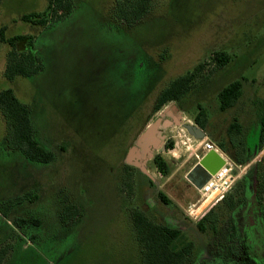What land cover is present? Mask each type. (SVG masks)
Segmentation results:
<instances>
[{
	"label": "rangeland",
	"instance_id": "1",
	"mask_svg": "<svg viewBox=\"0 0 264 264\" xmlns=\"http://www.w3.org/2000/svg\"><path fill=\"white\" fill-rule=\"evenodd\" d=\"M120 1L71 0L68 16L37 27L20 17L43 12L47 0H1L0 29L6 38L31 35L41 70L8 81L9 47L0 43V92L10 89L29 108L34 140L53 154L51 162L39 163L12 149L0 115L1 264H141L132 221L137 209L160 225L162 217L176 214L193 226L184 210L203 197L186 175L202 149L182 126L164 133L173 154L154 153L168 166L165 177L152 160L147 169L153 180L125 168L137 135L171 103L182 111V124L196 125L202 110L204 139L224 145L235 181L222 197L248 171V164L236 163L227 128L238 124L245 142L264 114V0H151L147 13L131 24L115 14ZM215 52L229 62L213 71L209 59ZM203 63L191 91L155 113L160 91ZM234 81L241 97L221 111L218 93ZM261 158L264 148L256 160ZM211 200L203 207L212 208V225L221 230L231 214L222 200ZM20 220L32 222L20 226ZM212 227L204 225L203 236L189 230L180 237L200 253L217 237Z\"/></svg>",
	"mask_w": 264,
	"mask_h": 264
},
{
	"label": "trees",
	"instance_id": "2",
	"mask_svg": "<svg viewBox=\"0 0 264 264\" xmlns=\"http://www.w3.org/2000/svg\"><path fill=\"white\" fill-rule=\"evenodd\" d=\"M150 1L121 0L120 5L118 4V11L115 14L119 20H124L128 24L134 23L147 13ZM71 7V0H47V5L43 12L22 15L20 20L32 26L45 27L50 22H55L68 16L71 12ZM3 31L4 28H1L0 43L9 47L6 55L4 77L8 81H12L16 77H29L38 73L41 70V66L39 59L32 51L33 37L31 35H16L6 38ZM209 61L214 67L213 71H216L225 67L229 62V58L223 52H215L211 55ZM205 66V63L196 65L191 71L172 80L162 89L155 100L154 112L160 111L168 103L180 102L191 91L196 78ZM240 97V82L234 81L228 84L218 93L219 109L225 111L232 108ZM0 115L6 125V141L12 149L19 151L30 161L48 163L53 160V154L41 148L33 138L29 108L23 105L10 89L0 92ZM194 122L201 129L205 128L206 116L202 110H199ZM259 123L258 148L262 149L264 147V116L261 117ZM240 133V126L234 122L227 128L228 141L238 153L246 145V143H242L238 139ZM217 146L226 154L227 151L224 149L223 144L218 143ZM172 147L173 144L171 142L166 144V149H171ZM236 163L242 164L237 159ZM152 164L160 176L165 177L168 174V166L159 155L153 157ZM125 168L136 170L130 166ZM158 196L163 204H168V200L161 192H159ZM69 208H73L76 212L74 207L71 206ZM207 216L208 214L202 218V221ZM132 221L140 247L141 264H184L185 256L191 250V244L181 239L179 231L156 224L139 209L133 210ZM31 222L20 220L19 225L23 226ZM3 258L4 253L1 250L0 264Z\"/></svg>",
	"mask_w": 264,
	"mask_h": 264
},
{
	"label": "flooded vegetation",
	"instance_id": "3",
	"mask_svg": "<svg viewBox=\"0 0 264 264\" xmlns=\"http://www.w3.org/2000/svg\"><path fill=\"white\" fill-rule=\"evenodd\" d=\"M262 116L264 114L259 117L257 127L254 128L255 133L252 131L249 139L244 142L246 145L245 148L243 146V151L238 153L235 150L236 155L238 154L236 159L242 164L249 165L241 185L230 195L215 200V203L222 200L221 204L227 213L231 214L222 220L221 230L212 225L216 221L210 216L212 208L208 211V208H205L198 217L191 219L196 221L193 226L186 224L185 216H178L172 212L170 214L173 217L167 219L162 217L164 224L162 226L179 232L192 230L200 236L205 233L204 225L213 226L211 236L217 237H214L213 241L205 242L200 253L190 241L185 240L191 244V250L186 254L184 264H264V158L256 160L264 148H258L259 122ZM206 214L208 216L202 221Z\"/></svg>",
	"mask_w": 264,
	"mask_h": 264
},
{
	"label": "water",
	"instance_id": "4",
	"mask_svg": "<svg viewBox=\"0 0 264 264\" xmlns=\"http://www.w3.org/2000/svg\"><path fill=\"white\" fill-rule=\"evenodd\" d=\"M182 111L171 103L166 106L159 116L137 136L133 144L125 153V165L135 168L139 172L153 180L149 174L147 164L154 157V153L160 151L167 152L165 147L166 130L182 126L187 134L195 140L201 141L205 138V133L196 125L182 124ZM177 144H174V148ZM225 164L224 160L215 152L210 151L203 154L197 164L187 173L186 179L196 189L200 190Z\"/></svg>",
	"mask_w": 264,
	"mask_h": 264
},
{
	"label": "built area",
	"instance_id": "5",
	"mask_svg": "<svg viewBox=\"0 0 264 264\" xmlns=\"http://www.w3.org/2000/svg\"><path fill=\"white\" fill-rule=\"evenodd\" d=\"M167 140L165 141V143ZM201 149L202 154L200 156L195 155L200 158L203 154L215 151L225 162L223 167L219 169V171L211 177V179L200 189L198 190L203 197V200L197 205H193L192 207H188L185 211V215L190 219H195L198 217L205 209L203 205L211 198L212 200L208 203H212L215 199L222 197L227 191L230 189L231 185L234 183L235 178L232 175V161L228 158L226 154L221 152L218 147L209 140L204 139L201 141ZM169 154H173L168 152ZM217 193V194H215Z\"/></svg>",
	"mask_w": 264,
	"mask_h": 264
},
{
	"label": "crops",
	"instance_id": "6",
	"mask_svg": "<svg viewBox=\"0 0 264 264\" xmlns=\"http://www.w3.org/2000/svg\"><path fill=\"white\" fill-rule=\"evenodd\" d=\"M146 126H147V125H146ZM146 126L143 128V130L146 128ZM143 130H142V131H143ZM142 131H141V132H142ZM139 134H140V133H139ZM137 136H138V135H137ZM194 141H195V140H194ZM197 141H198V140H197ZM197 141H195V142H197ZM197 143H199V144H197V149H198V148L201 146L202 143H201L200 141H198ZM168 152H171V151H170V150H167V153H168ZM221 152H222V151H221ZM223 153H224V152H223ZM224 154H225V153H224ZM156 224H157V223H156Z\"/></svg>",
	"mask_w": 264,
	"mask_h": 264
},
{
	"label": "bare ground",
	"instance_id": "7",
	"mask_svg": "<svg viewBox=\"0 0 264 264\" xmlns=\"http://www.w3.org/2000/svg\"><path fill=\"white\" fill-rule=\"evenodd\" d=\"M206 204V203H205ZM207 205V204H206Z\"/></svg>",
	"mask_w": 264,
	"mask_h": 264
}]
</instances>
